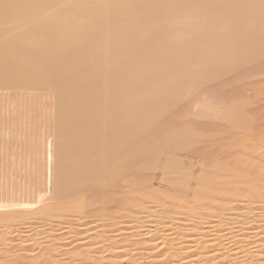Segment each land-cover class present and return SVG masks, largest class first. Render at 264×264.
Masks as SVG:
<instances>
[{"label": "bare ground", "instance_id": "6f19581e", "mask_svg": "<svg viewBox=\"0 0 264 264\" xmlns=\"http://www.w3.org/2000/svg\"><path fill=\"white\" fill-rule=\"evenodd\" d=\"M262 56L264 0H0V264H264V133L242 142L240 104L213 108L241 133L213 153L196 137V171L181 162L197 154L195 135L161 133L155 108ZM143 169L163 188L124 177ZM114 195L122 215L101 213L99 234L113 228L99 240L20 248L6 235L34 239L43 214L52 244L53 223L97 216ZM142 232L160 243L141 245Z\"/></svg>", "mask_w": 264, "mask_h": 264}, {"label": "rangeland", "instance_id": "374dc122", "mask_svg": "<svg viewBox=\"0 0 264 264\" xmlns=\"http://www.w3.org/2000/svg\"><path fill=\"white\" fill-rule=\"evenodd\" d=\"M142 58H145V55ZM262 58L264 59V56H262ZM262 58L258 57L256 59H254V61H258L259 59H262ZM260 61H262V62H260ZM251 63H250V61L245 62L244 68H242L243 67L242 65L236 68V66H238V64H233L231 66H228V67H234V72L230 73L231 71H233L232 70L233 68H231V69L229 68L230 70L228 71L229 72L228 74H224V72H222V74L225 75L223 77H222V74H220L221 77L220 76H216V77L214 76L215 77L214 78L213 76H209L210 78L209 77L204 78V81L200 80L198 82L197 80L195 81V79L194 80L192 79L190 81H187L186 83H183L185 85H183V84L181 85L180 91L173 92L168 97L167 101H169V103L168 102L164 103L163 105L160 106L161 108L159 106H155V108L159 109V111H160L159 115H158V123H159V125L163 124V126L160 125L161 128H163L161 130L162 131L161 133H169L168 135H170V136L177 134V133L178 134L179 133H189L191 135H195V139L192 138L193 140H195V142H192V141L190 142L192 148L196 147L195 153H197L198 151H202L203 146L205 144L203 142L202 143L199 142L203 146H201V145L198 146V144H199V143H197L198 138H196V137H202L203 135H205V137L207 138L206 145L210 144V146L208 145L209 148L211 149L210 153L211 152L213 153L215 145H217V146L229 145L230 144L229 136L232 133H241V130L231 128L232 126L231 125L229 126L228 122H226L227 119L225 120V118L227 117L226 115H221V116L207 115V112L213 110V108L217 109V107L219 105H220V107L218 108L219 110L221 109L224 111H229V110L231 111V108L233 105L240 104V106H239V108L241 110V111H239L240 116H241L240 121L249 123V129H248L249 132L248 133L252 134L251 136H249L246 140H243L242 142L254 143V142H256V140H260V138L262 137V134H260V133H264V60H259L258 63L256 62L257 63L256 66L254 65L255 62L252 61ZM247 64H249V65L251 64L252 66L251 65L247 66ZM239 68H241V69H239ZM166 75H167V77H165ZM163 77L165 79L170 78L169 74H165ZM212 77H213V80H212ZM219 77L221 79H219ZM169 87H171L170 88V90H171L172 86H169ZM213 88H214V90H213ZM191 89H195V90H191ZM195 93H196V95H195ZM192 96H194V100H193L194 104L191 103L192 99H193ZM195 97L198 101L195 99ZM200 97H203L204 99L200 98ZM198 98H200V100H202V101H200ZM203 101H205V103L207 102V104L205 105V103ZM177 105H179V106H177ZM242 114H243V116H242ZM199 115H201V117ZM205 115H207V116H205ZM174 116L175 117L178 116V117L175 118ZM224 116H225V118H224ZM199 120H201V121H199ZM160 122H162V123H160ZM176 122L178 123V125ZM159 125L156 126L157 128L155 127L154 129H148L144 133H153L154 131H158L160 129ZM156 129H158V130H156ZM155 133H157V132H155ZM202 139L205 140L204 136L202 137ZM194 143L196 145H194ZM197 146L198 147L201 146V148H199L198 151H197ZM198 153L194 154L195 155V157L193 156L194 158H192V156L189 158L187 157L189 160L187 158H184L183 161H181V162H183V164H185V163L191 164L192 163V165H191L192 168L196 171H199V169L201 168V165L199 164V163H201V160H199L200 157L197 156ZM225 153H223L222 156H224ZM190 159H191V163H189ZM239 160L243 161V159H239ZM181 162L180 163L176 162L178 164V165L176 164V166L182 165ZM145 164H147V163L145 162ZM161 164L163 165V163H161ZM212 164H215V163H212ZM212 164H211V166H212ZM173 165L175 166V162L173 163ZM134 168H137V167H134ZM141 171L143 173H141ZM141 171H138V172H140V173H138L139 175H137L138 177L136 175H126L124 177L137 179L138 181H140L144 185H146L145 183H147V182L148 183L153 182L151 184L147 183V186L153 185V186H155V188L157 187V189L163 188V184H161V181H159V179H157V177H156V179L153 178L152 173H151L152 171L146 172L145 169H143ZM141 174H142V176H141L142 178L139 177ZM146 174H149V175H147V176H149L148 180H147L148 177L145 178ZM150 174L152 177H150ZM118 180L119 179H117V181ZM186 181H184V182L188 183L191 180H188L187 182ZM159 184H160V186H158ZM98 186H100V185H98ZM111 186H113V187H111ZM108 187H110L112 189L116 188L115 185H109ZM108 187H107V190H108ZM175 194H178V193H175ZM171 196H173V195H171ZM124 199L125 198L121 195H114L113 197H111L108 200L98 202L97 205H95V206L98 208L101 207V209H99V214L97 216H93V217L88 216L85 218L83 217V219H80L78 217V215L77 216L74 215L77 218H74V216L73 217L72 216L71 217L65 216V221L62 223V225H56L53 223V229H54L53 236L55 237V241H53L52 244H49V245L47 243V240H49L50 237L45 236V233L42 230L44 227V224L46 223V221H45L46 218L43 214L42 215H40V214L36 215V217H35V221H36L37 226H38V229H37L38 231L35 234L34 239H28L27 237H25V238L21 237V239L15 240V236L18 234L19 230H21L19 228H18L19 230L16 229L15 231L9 232L6 235H7V237L8 236L13 237L14 241H13V243H11V245H17L20 248H24V247L25 248H31V246H34L36 244L43 245V246H45L46 249H50L52 246H57V245H59V246L61 245V247L65 246L66 248H72L75 245L80 244V242H79L80 238L87 237L89 235L91 236V238L89 237V239L92 240V237H94L93 241L99 240L102 236L109 234V232H110L109 229L112 230V228H113L111 226L105 227L104 228L105 231L104 232L102 231V234H99V230L103 226H106L105 220H104V218H106V217L101 215V213L105 214L104 212L106 210L107 211L112 210L115 212V215H117V216L122 215V214H120L121 212L118 208H119V205H121L124 202ZM238 206H240V208H241V207H243V204L240 203ZM137 208H139V206H137ZM73 210L74 209H72L71 212H73ZM101 216H103L104 218H102ZM25 217H27V216H25ZM121 219L126 220L129 218H127V217L126 218H119V219H116V221H119ZM78 221H80L82 223L83 222L86 223L85 225H83V227H81L82 229L80 228L79 231L76 230L77 229L76 225L78 224ZM138 221H139V219H137L136 222L133 223L131 226H133V228H134V227H137V225H141V224H138ZM107 222L108 221L106 220V223ZM206 224L207 225H204V226H206V227L209 226L208 225L209 223H206ZM187 226H189V225L186 224L181 229L182 230L188 229ZM2 227H3V222H1L0 229H2ZM190 227H191V225L189 226V228ZM70 228L75 230L76 233L72 232L74 235L71 232L69 233V231L71 230ZM138 228L141 229L142 227H138ZM23 229H25L26 231L29 230L27 228V226H25ZM126 229L129 230L130 226ZM126 229H125V231H126ZM182 230H180V231H182ZM125 231H123V232H125ZM126 232H125V234H126ZM129 233H130V230L127 234H129ZM27 234H29V232ZM98 234H99V236H96ZM30 237H32V236H30ZM147 237H148V234L146 232H142L141 234H138V236L135 238V240H139L140 242H142L141 245L144 244L146 246H150L151 248L152 247L155 248V246L157 244H159L161 241V239H156L152 242H148V241L146 242L145 238H147ZM148 253H150V252H148ZM110 254L111 253H108L106 256H112V254L111 255ZM131 255H132V253H131ZM109 258L110 257H108V259ZM124 258H125V260L123 259V261H121V262L122 263L124 262L123 264H126L125 262L127 261L128 257L127 258L124 257ZM145 260H147V259L140 258V259H138V263H141L142 261H145ZM121 262H118V263H121Z\"/></svg>", "mask_w": 264, "mask_h": 264}]
</instances>
